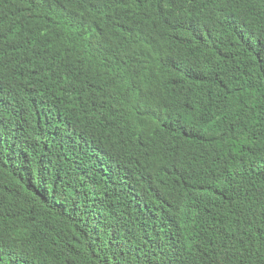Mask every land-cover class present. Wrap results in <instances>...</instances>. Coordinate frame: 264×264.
I'll list each match as a JSON object with an SVG mask.
<instances>
[{
  "label": "trees",
  "instance_id": "trees-1",
  "mask_svg": "<svg viewBox=\"0 0 264 264\" xmlns=\"http://www.w3.org/2000/svg\"><path fill=\"white\" fill-rule=\"evenodd\" d=\"M0 264H264V0H0Z\"/></svg>",
  "mask_w": 264,
  "mask_h": 264
}]
</instances>
